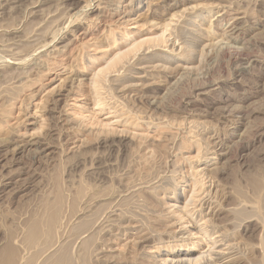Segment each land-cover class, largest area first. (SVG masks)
I'll return each instance as SVG.
<instances>
[{
	"label": "rangeland",
	"instance_id": "374dc122",
	"mask_svg": "<svg viewBox=\"0 0 264 264\" xmlns=\"http://www.w3.org/2000/svg\"><path fill=\"white\" fill-rule=\"evenodd\" d=\"M194 24L211 39L191 40ZM151 43L193 49L131 86ZM120 51L131 72L107 65ZM0 70V264L61 249L70 264H172L216 245L229 254L197 264H264V0H0ZM46 206L58 226L34 250Z\"/></svg>",
	"mask_w": 264,
	"mask_h": 264
},
{
	"label": "bare ground",
	"instance_id": "6f19581e",
	"mask_svg": "<svg viewBox=\"0 0 264 264\" xmlns=\"http://www.w3.org/2000/svg\"><path fill=\"white\" fill-rule=\"evenodd\" d=\"M138 1V0H137ZM147 4V3H146ZM139 5V4H138ZM5 6V5H4ZM130 6V5H129ZM200 6V5H199ZM138 7V6H137ZM198 7V6H197ZM213 7V6H212ZM212 7H211V9H212ZM187 9V8H186ZM186 9H184V10H186ZM191 9H193V8H191ZM195 9V8H194ZM197 9V8H196ZM195 9V10H196ZM183 10V11H184ZM190 10V9H189ZM188 10V12H191L192 10H190L189 11ZM199 10L200 11H207V7H205V5L204 6H200L199 7ZM129 11H131V10H129ZM138 11V10H137ZM194 11V10H193ZM210 11V10H209ZM208 11V12H209ZM187 12V14L189 15V13ZM197 12V11H196ZM199 12V11H198ZM216 12V11H215ZM226 12V11H225ZM139 13V12H138ZM133 14V13H132ZM137 14V13H136ZM140 14V13H139ZM186 15V14H185ZM177 17H178V15H177ZM137 18V17H136ZM178 19V18H177ZM242 19V18H241ZM128 20V19H127ZM179 20V19H178ZM175 21H176V15L175 14H171L170 15V17L168 18V21L163 25H161L160 27H158V29L159 28H161V35H154V38H155V36H156V38H157V40L164 34V31H166L167 32V30H169V29H171L172 28V26L174 25V23H175ZM154 22V21H153ZM152 22V23H153ZM156 23V22H155ZM158 23V22H157ZM156 23V24H157ZM154 24V23H153ZM211 24V23H210ZM158 25V24H157ZM196 24H194V26H195ZM154 26H155V24H154ZM207 26V25H206ZM174 27V26H173ZM187 27V26H186ZM155 28V27H154ZM190 28V27H189ZM173 30H174V28H172ZM192 29V28H191ZM185 30V29H184ZM200 29H198L197 28V25H196V28L194 29V34H192V35H194V36H192L193 38L191 39V40H194L196 37H197V41H203V40H209V39H211V37L213 36V35H211L212 34V32H210L211 34H209V33H207L208 32V30H207V28H205L204 29V31H202V33L199 31ZM210 30V29H209ZM199 31V32H198ZM188 32V31H187ZM205 32V33H204ZM189 34V33H188ZM187 34V35H188ZM167 35V34H166ZM172 35V34H171ZM222 35V34H221ZM158 36H159V38H158ZM167 36H169V35H167ZM166 36V37H167ZM190 37V36H189ZM149 38V40H156V38L154 39V38H152V36H149L148 37ZM152 38V39H151ZM164 38V37H163ZM185 38V37H184ZM216 38V37H215ZM159 40H161V39H159ZM158 40V42H160ZM162 40H164V39H162ZM170 40V39H169ZM190 40V39H189ZM213 40V39H212ZM166 41V40H165ZM168 41V40H167ZM217 41V40H216ZM223 41V40H222ZM158 42H156V43H158ZM180 42V41H179ZM193 42V41H192ZM210 42V41H209ZM167 43V42H166ZM186 43V42H185ZM194 43V42H193ZM208 43V42H207ZM224 43H225V41H224ZM152 44V45H151ZM150 44V46H148L147 45V47L145 48V47H143L142 49V51L140 52V50H139V54H137L138 56L136 57V51H135V54H134V52H133V54H134V57L135 58H137V63H136V66H134L132 69H135L134 71V73L132 74V75H130V79L131 80H134L133 81V83H131V86H134V85H136L137 83H138V81H140L144 76H143V74L142 73H144V72H146L147 70H148V67L149 68H151V70H154V68L156 69V67H162V68H165L166 67V65L165 64H171V63H173V62H175V59L178 61V60H180L181 58H183V59H185V57H183L182 56V54L181 53H185L186 52V50L187 49H190V51H191V48L192 47H188L187 48V46H186V48L187 49H185V47H182V46H180V44H179V46H178V51L180 50V54L179 53H177V54H179V55H181V56H175V57H173L172 56V52L173 51H175L176 49H175V47H174V45H172L171 47H169V49H170V51H168V52H165V51H167V50H165L164 48L165 47H167V45H165V47L163 46L164 45V43L162 42V47H164V48H162L161 46H157L156 44H154V43H151ZM161 44V43H160ZM191 44V43H190ZM189 44V45H190ZM196 44V43H195ZM194 44V45H195ZM213 44V43H212ZM211 44V45H212ZM231 44V43H230ZM230 44H228V45H230ZM159 45V44H158ZM188 45V46H189ZM210 45V46H211ZM224 45V44H223ZM185 46V45H184ZM191 46V45H190ZM193 46V45H192ZM202 46V45H201ZM201 46H200V48H201ZM205 46H207V45H205ZM213 46H215V45H213ZM198 47V46H197ZM202 47H204V46H202ZM216 47V46H215ZM224 47V46H223ZM235 47V46H234ZM213 48V47H212ZM226 48V47H225ZM140 49V48H139ZM193 49V48H192ZM203 49V48H202ZM239 49V48H238ZM237 49V50H238ZM102 50V49H101ZM138 50V49H137ZM209 50V49H208ZM125 51V50H124ZM124 51H122L123 52V54H122V52L120 51V52H116V54L111 58V60L109 61L110 62V64H107V65H109L110 66V68H112L113 66H112V64H111V62L114 64V65H116V67L114 66V69L116 70V68L118 67V68H123V67H125V69L127 70V71H130L131 70V67H132V65L131 64H129V60H128V55H126V53H128L129 54V52L127 51V52H124ZM187 53H189V52H187ZM125 54V55H124ZM133 54H132V58H133ZM123 55L124 56H126L125 58L123 57ZM105 56V55H104ZM122 57V58H121ZM131 56H129V59H131L130 58ZM176 57H178L179 59H177ZM188 57V56H187ZM124 58V59H123ZM110 59V58H109ZM108 59V60H109ZM127 59V60H126ZM17 60V59H16ZM107 60V61H108ZM146 60H148V61H146ZM118 61V62H117ZM131 61V60H130ZM133 61V60H132ZM115 62H117L116 64H115ZM136 62V61H135ZM146 62H148V63H151V66H150V64H146ZM132 63V62H131ZM149 65V66H148ZM112 66V67H111ZM121 66V67H120ZM168 66V65H167ZM180 66V65H179ZM170 67V66H169ZM110 68H109V71H110ZM118 68H117V70H118ZM168 68V67H167ZM113 69V68H112ZM169 69V68H168ZM173 69H174V67H173ZM115 70H114V72H115ZM116 70V71H117ZM1 71V70H0ZM108 71V73L109 74H111V80H113V81H116V80H118L119 79V75H117L116 74V72L115 73H113L112 74V71H111V73ZM118 72V71H117ZM131 72V71H130ZM133 72V71H132ZM148 72V71H147ZM123 73V72H122ZM103 74V73H102ZM118 74H120V73H118ZM153 74V73H152ZM97 75V74H96ZM95 75V76H96ZM100 75H101V72H100ZM107 75V74H106ZM105 75V77H107ZM124 75V74H123ZM122 74H121V76H123ZM157 75V74H156ZM102 76H104V74L102 75ZM109 76V75H108ZM146 76V75H145ZM160 76V75H159ZM99 77V76H98ZM108 78V77H107ZM105 79V78H104ZM99 80V79H98ZM148 80V79H147ZM135 81H137V82H135ZM145 81V80H144ZM102 83V82H101ZM93 85L95 84L94 82L92 83ZM139 84V83H138ZM96 85V84H95ZM130 84L128 83V86H129ZM140 85H141V83H140ZM153 85V84H152ZM127 86V87H128ZM99 87H101V86H99ZM126 87V86H125ZM94 88V87H93ZM95 89V88H94ZM93 89V90H94ZM97 89H95V92H97V93H94V95L96 94H98V91H96ZM123 90V89H122ZM204 93V92H203ZM99 96V95H98ZM96 97V96H95ZM100 97V96H99ZM42 102V101H41ZM100 102H98V105H100V104H102V103H100ZM35 104V103H34ZM101 106V105H100ZM103 106V105H102ZM41 108H43V107H41ZM99 108V107H98ZM40 109V108H39ZM105 110V109H104ZM41 111V110H40ZM111 114V113H110ZM116 115H119L118 113H116ZM121 116V115H120ZM117 117V116H116ZM115 117V118H116ZM121 118V117H120ZM119 119V118H118ZM116 120V119H115ZM117 121V120H116ZM119 121V120H118ZM121 121V120H120ZM32 123V122H31ZM106 124V123H105ZM109 124V123H108ZM29 139V138H28ZM25 140V139H24ZM30 142V141H29ZM36 142V141H35ZM26 143V142H25ZM32 143V142H31ZM21 144V143H20ZM30 144V143H29ZM24 145V144H23ZM21 146V145H20ZM35 146V145H34ZM15 147V146H14ZM18 148H19V146H18ZM33 150V149H32ZM40 151V150H39ZM33 152V151H32ZM202 165V164H201ZM198 168V167H197ZM197 168H194V169H197ZM199 170V169H198ZM197 170V171H198ZM196 171V172H197ZM205 171V170H204ZM194 172V171H193ZM195 172V173H196ZM193 174V173H192ZM196 174H198V173H196ZM199 175V174H198ZM193 176V175H192ZM192 180V179H191ZM195 179L193 178V180L192 181H194ZM197 180L198 179H196L195 181H194V187H193V190H191V192H192V196H191V198L193 197V195H194V192H197V190H202V189H204V188H201L200 187V189H198V186H200V185H198L197 184ZM186 181V180H185ZM201 182V181H200ZM203 183V182H202ZM192 185V184H191ZM202 185V184H201ZM177 186V185H176ZM155 187V186H154ZM153 187V188H154ZM205 187V186H204ZM175 189V188H174ZM204 190H206V189H204ZM201 192V191H200ZM199 192V193H200ZM208 193V192H207ZM196 194V193H195ZM202 195V194H201ZM200 195V196H201ZM200 196H199V199H200ZM203 196V195H202ZM189 197V196H188ZM210 197V196H209ZM59 199V198H58ZM189 199V198H188ZM188 199H187V203L186 204H188ZM193 199V198H192ZM195 199V198H194ZM204 199V198H203ZM60 200V199H59ZM196 200V199H195ZM201 200V199H200ZM58 201V200H57ZM191 201V200H190ZM197 201V200H196ZM58 202H60V201H58ZM194 202V201H193ZM192 202V203H193ZM57 203V202H56ZM172 204V203H171ZM186 204H185V206L182 208V210L185 212V211H187L186 209ZM194 204V203H193ZM56 205V204H55ZM200 205V204H199ZM52 206H53V204H52ZM169 206H171V205H169ZM173 206V205H172ZM177 206V205H176ZM189 206V205H188ZM187 206V207H188ZM201 206V205H200ZM215 206V205H214ZM237 206H238V204H237ZM47 207V206H46ZM59 207V203H58V205H57V207H55V210H57V208ZM182 207V206H181ZM243 207V206H242ZM53 208V207H52ZM204 208V207H203ZM235 208V207H234ZM237 208V207H236ZM245 208V207H244ZM51 209V206L50 207H47L46 209H44L43 210V213H45L44 215H42L40 218H36V219H38V220H34V221H32L31 222V224H30V226H28L27 227V230H28V228H29V231L30 230H32V232H30V235H29V232H28V235H27V238H25L29 243H30V246L32 245L33 246V249H34V246H36L37 244L36 243H38L39 242V239L43 236L44 238H45V236L47 235V237L46 238H48V237H50V236H48V234L50 233V235H52L51 233H52V230H51V232H50V229L51 228H54L52 225L54 224H56V221H58L57 220V212H55V210H50ZM173 209V208H172ZM239 209V208H238ZM237 209V210H238ZM180 210H181V208H180ZM234 209H232V211H233ZM243 210V209H242ZM54 211V212H53ZM182 211V212H183ZM191 211V210H190ZM202 211V210H201ZM236 211V210H235ZM245 211V210H244ZM53 213V214H52ZM179 213V212H178ZM199 213H200V211H199ZM214 213V212H213ZM239 213H241V212H239ZM244 213V212H243ZM193 214V213H192ZM196 214V213H195ZM233 214V213H232ZM236 214H238V212L236 213ZM59 215V214H58ZM179 215V214H178ZM190 215V214H189ZM200 215V214H199ZM234 216V215H233ZM239 216V215H238ZM237 217V216H236ZM183 218V217H182ZM203 218V217H202ZM208 218V217H207ZM207 218H206V220L205 219H203V220H205V221H207ZM193 219V218H192ZM198 220V219H197ZM201 220V219H200ZM98 221V220H97ZM115 221V220H114ZM59 222V221H58ZM117 222V221H116ZM136 222V221H135ZM196 222V221H195ZM106 223V222H105ZM115 223V222H114ZM208 223V222H207ZM136 224V223H135ZM201 224H202V222H201ZM40 225H42V226H44L45 228H40L39 226ZM57 225V224H56ZM109 225V224H108ZM198 225V224H197ZM58 226V225H57ZM56 226V227H57ZM110 226V225H109ZM108 226V227H109ZM133 226V225H132ZM183 226V225H182ZM200 226V225H199ZM216 226V225H215ZM108 227H107V229H108ZM118 227V226H117ZM129 227V226H128ZM127 227V228H128ZM204 227V226H203ZM208 227V226H207ZM212 227V226H211ZM106 228V227H105ZM110 228V227H109ZM112 228V227H111ZM199 228V227H198ZM213 228V227H212ZM106 229V230H107ZM201 229V228H200ZM207 229V228H206ZM101 230V229H100ZM110 230V229H109ZM121 230V229H120ZM138 230V229H137ZM222 230V229H221ZM53 232H54V229H53ZM87 232H88V229H87ZM86 232V233H87ZM144 232H145V230H144ZM192 233V232H191ZM227 234H228V232H226ZM136 234V233H135ZM211 234V233H210ZM226 234V235H227ZM229 234H231V233H229ZM228 234V235H229ZM25 235V236H26ZM84 235V234H83ZM187 235V234H186ZM189 235V234H188ZM218 235V234H217ZM220 235V234H219ZM89 236V235H88ZM87 236V237H88ZM185 236V235H184ZM195 236V235H194ZM221 236H223V235H221ZM234 236V235H233ZM90 237V236H89ZM118 237V236H117ZM138 237V236H137ZM144 237V236H143ZM202 237V236H201ZM227 237V236H226ZM43 238V239H44ZM46 238L44 239V240H46ZM51 238V237H50ZM50 238H49V240H50ZM86 238V237H85ZM84 238V239H85ZM178 238H179V236H178ZM214 238V237H213ZM221 238V237H220ZM224 238V237H223ZM42 239V240H43ZM124 239V238H123ZM203 239V238H202ZM215 239V238H214ZM232 239V238H231ZM48 239H47V242L49 241ZM136 240V239H135ZM216 240V239H215ZM219 240V239H218ZM222 240V239H221ZM25 241V240H24ZM27 241H25V242H27ZM209 241V240H208ZM220 241V240H219ZM238 241V240H237ZM42 242V241H41ZM44 242V241H43ZM47 242H44V244L46 243V245L48 244H50L49 242L47 243ZM137 242V241H136ZM142 242V241H141ZM227 242V241H226ZM40 243V242H39ZM201 243V242H200ZM214 243V242H213ZM221 243V242H220ZM230 243V242H229ZM41 244V243H40ZM181 244V243H180ZM27 245H29V244H27ZM41 245H43V243L41 244ZM40 245V246H41ZM45 245V246H46ZM47 245V246H48ZM233 245V243L231 244V245H228V247L229 246H231V247H233L232 246ZM31 246V247H32ZM38 246H39V244H38ZM222 245H216V247H215V249H214V251H212V250H210V253H208L209 252V250L207 251L206 250V253H205V251H204V253L205 254H207L208 256L211 254V251H212V254L215 256L214 258H216V259H221V258H223V257H226L227 256V254H229V253H226L227 252V248H224V247H221ZM225 246H227V245H225ZM27 247V246H26ZM29 247V246H28ZM30 247V248H31ZM49 247V246H48ZM47 247V248H48ZM51 247V246H50ZM49 247V248H50ZM30 248H28V250L30 249ZM36 248H37V246H36ZM35 248V249H36ZM32 249V248H31ZM34 249V250H35ZM39 249V248H38ZM37 249V250H38ZM61 249V248H60ZM65 249H66V246H65ZM212 249V248H211ZM229 250H230V248H228ZM39 250H41V248L39 249ZM42 250H43V247H42ZM45 250V249H44ZM48 250V249H47ZM57 250V249H56ZM62 250V249H61ZM60 250V252L58 253V254H56L55 255V252H52V253H49L50 255H52V254H54L53 256H51V257H46L47 258V260L45 259V260H43V259H41V260H43L42 262H44V261H46V262H44V264H65L66 262H68L71 258H69V260H68V257H67V253H65V252H63V251H61ZM67 250V249H66ZM225 250H226V252H225ZM153 251V250H152ZM37 252V251H36ZM169 253L167 254V256L163 259L165 262H169V263H172V264H195V261H196V264L198 263L197 262V260H200V258H203L204 257V255H201V254H204V253H202V251L200 252V254H198V256L197 255H193L194 254V252H195V249L193 248V247H185V248H178V249H176L175 251H168ZM231 252V251H230ZM31 253V252H30ZM32 254H34V252L32 253ZM149 254V253H148ZM15 253L13 252V253H11V254H9V256H10V258H9V263L11 264L12 262L13 263H15L16 261L18 262V260H19V256L17 255V257H18V260H13V258H16L15 256ZM26 255V254H25ZM37 255V254H36ZM69 255V254H68ZM200 255V256H199ZM22 257L24 256V255H21ZM31 256H33V257H35L34 255H31ZM30 256V257H31ZM213 257V256H212ZM212 257H210V258H212ZM26 258H29V257H26ZM25 258V259H26ZM210 258H208V259H210ZM23 259V258H22ZM31 259L32 258H30V261H31ZM37 259V258H36ZM159 259V258H158ZM206 258L204 257V260H205ZM33 260L34 259H32V262H33ZM203 260V259H202ZM203 260V261H204ZM201 261V260H200ZM200 261H199V263H200ZM207 261V260H206ZM261 261V260H260ZM21 262V261H20ZM42 262H40L41 264H43ZM212 262V261H211ZM12 263V264H13ZM23 263V262H22ZM28 263V261L26 260V262L24 261V263L23 264H27ZM31 263V262H30ZM30 263H28V264H30ZM69 264H70V262H68ZM68 263H66V264H68ZM261 263V262H260ZM16 264V263H15ZM85 264H87V263H85ZM202 264V263H201Z\"/></svg>",
	"mask_w": 264,
	"mask_h": 264
}]
</instances>
